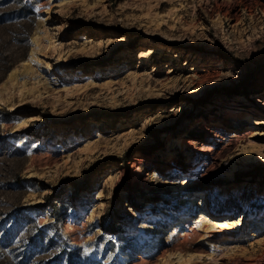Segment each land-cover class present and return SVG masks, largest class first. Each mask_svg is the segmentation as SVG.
<instances>
[{"label": "rangeland", "instance_id": "rangeland-1", "mask_svg": "<svg viewBox=\"0 0 264 264\" xmlns=\"http://www.w3.org/2000/svg\"><path fill=\"white\" fill-rule=\"evenodd\" d=\"M57 1L0 0V264H264V0Z\"/></svg>", "mask_w": 264, "mask_h": 264}, {"label": "bare ground", "instance_id": "bare-ground-1", "mask_svg": "<svg viewBox=\"0 0 264 264\" xmlns=\"http://www.w3.org/2000/svg\"><path fill=\"white\" fill-rule=\"evenodd\" d=\"M57 2H58L59 5H63V4H67V3L71 2V1L70 0H59ZM12 77H13V72L8 76V80L12 79ZM3 103H4V101H0V104H3ZM21 124L25 125V121L20 122L18 124V126H21ZM209 133L212 134L214 138H217V135H216L215 132H209ZM194 202H195V200H194L193 196H189L186 199L185 204L186 205H194ZM95 209L101 211L103 209L102 204L101 203L100 204L97 203V205L95 206ZM183 209H185V208L183 207ZM225 220L226 219L221 220V221L219 220L215 224H212V222L208 221V219H206L203 214H200L199 219L197 221V222H199V225H197V226H199V227L202 226V227H205L206 229L207 228L213 229L215 227L223 228L224 226H226V228H232V226L238 227L239 222L241 221V219H238L237 221H235V218L230 219V221H228V222H225ZM185 222L182 223L181 220L179 222H175L173 225H170L167 228V230H166V228H160L159 229V233H161V235H166V237L164 239H166L167 242H171L172 241V237L177 234V232H176L177 230L179 231L182 228H186L187 224ZM256 223L257 224H261V223L263 224L264 223V216H261V217L257 216V218L254 221V223L252 221H250L249 222V227H251V224L254 225ZM76 235H78V236H76L74 239L77 241V240L80 239V235L78 233ZM184 236H185V233H184ZM168 244H170V243H168ZM173 251H174L173 255L176 256V259L178 260V262H181V260H183V258L186 259V262L187 261L189 262L193 258V255H191V254L185 255V253H183V251H182V249H181L179 244L174 246ZM183 262H185V261L183 260Z\"/></svg>", "mask_w": 264, "mask_h": 264}]
</instances>
